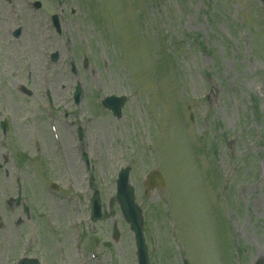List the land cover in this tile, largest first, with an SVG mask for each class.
I'll return each instance as SVG.
<instances>
[{"label":"rangeland","instance_id":"374dc122","mask_svg":"<svg viewBox=\"0 0 264 264\" xmlns=\"http://www.w3.org/2000/svg\"><path fill=\"white\" fill-rule=\"evenodd\" d=\"M261 3L0 0V264H138L114 201L127 167L150 264H264ZM112 95L128 99L119 120ZM153 170L162 189H146ZM95 190L109 218L93 223Z\"/></svg>","mask_w":264,"mask_h":264},{"label":"water","instance_id":"95a60500","mask_svg":"<svg viewBox=\"0 0 264 264\" xmlns=\"http://www.w3.org/2000/svg\"><path fill=\"white\" fill-rule=\"evenodd\" d=\"M264 4V0H263ZM264 7V6H263ZM19 34V32L17 33ZM81 95L80 90H78L76 94V99H78ZM79 100V99H78ZM125 102L124 98H115L110 97L107 98L104 102L106 108H109L114 112L117 117H121V109ZM129 173L130 169L122 170L120 174V179H118V188L116 189L117 194V201L121 207V211L125 216V221L129 223L131 227V231L135 233L136 236V244H137V256L139 264H150L149 262V255H148V248L146 245L145 237H144V220L143 219V212L140 210L139 206L135 203V191L129 185ZM148 178L147 186L150 188H154L156 185L159 187H163L164 180L158 171H154ZM92 202V218L94 221L101 219L102 217V207L99 199V195L96 194ZM107 217V216H106ZM114 237L117 239L119 234L117 232V228H114ZM20 264H38L37 261L31 260H24ZM184 264H188L186 261Z\"/></svg>","mask_w":264,"mask_h":264},{"label":"bare ground","instance_id":"6f19581e","mask_svg":"<svg viewBox=\"0 0 264 264\" xmlns=\"http://www.w3.org/2000/svg\"><path fill=\"white\" fill-rule=\"evenodd\" d=\"M17 3L19 4V2L17 1ZM33 39H30V44L33 45L34 43L36 44V46H38V36L36 34H32L31 36ZM36 56L34 57V60L32 62V65H31V68L30 70H33V71H37L36 69H38V62H39V59L38 56H37V53L35 54Z\"/></svg>","mask_w":264,"mask_h":264}]
</instances>
